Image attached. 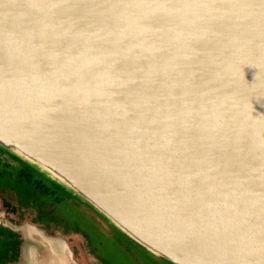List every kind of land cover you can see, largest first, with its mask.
Here are the masks:
<instances>
[{
    "label": "water",
    "instance_id": "obj_1",
    "mask_svg": "<svg viewBox=\"0 0 264 264\" xmlns=\"http://www.w3.org/2000/svg\"><path fill=\"white\" fill-rule=\"evenodd\" d=\"M0 147L168 262L264 264V0H0Z\"/></svg>",
    "mask_w": 264,
    "mask_h": 264
},
{
    "label": "flooded vegetation",
    "instance_id": "obj_2",
    "mask_svg": "<svg viewBox=\"0 0 264 264\" xmlns=\"http://www.w3.org/2000/svg\"><path fill=\"white\" fill-rule=\"evenodd\" d=\"M66 205L86 212L93 226L113 228L82 200L0 147V264H26L27 253L31 250L35 257L43 259L44 251L36 249L33 244L37 230L49 238L65 240L80 264H106L92 247L89 234L76 222H69L59 211ZM119 237L123 239L124 249L129 250L131 259L140 264L151 263L142 255L146 250H133L125 236ZM155 257L159 260L157 264H173Z\"/></svg>",
    "mask_w": 264,
    "mask_h": 264
},
{
    "label": "rangeland",
    "instance_id": "obj_3",
    "mask_svg": "<svg viewBox=\"0 0 264 264\" xmlns=\"http://www.w3.org/2000/svg\"><path fill=\"white\" fill-rule=\"evenodd\" d=\"M59 211L62 212V214L66 215V218L68 219L69 222L72 221L76 222L85 232L89 234L92 247L94 248L96 254H98L99 257L105 259L106 264H140L130 258L131 254L129 250L127 252V250L124 249L123 239H121L119 235L122 238H124L123 236H125L127 240L131 242L130 246L132 247L133 250L135 249L138 250L139 248L142 251H145L146 249L138 245L135 241L128 238L122 232L117 230L114 226H113L114 229L111 228L112 230L106 227L104 228L102 227V225L93 226V224L87 218L86 212H79L76 208H74L71 205L61 206L59 208ZM104 220L107 221L106 219ZM113 231L118 236L114 237L115 233ZM144 253L145 254L142 255H144L148 259V261L151 262L149 264L158 263L157 262L158 259H156L155 257L156 255L154 256V254L150 253L147 250ZM77 258L79 260L81 259L80 257Z\"/></svg>",
    "mask_w": 264,
    "mask_h": 264
}]
</instances>
